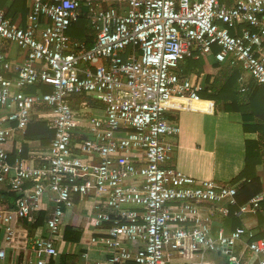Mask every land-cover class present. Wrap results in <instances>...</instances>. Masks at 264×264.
Segmentation results:
<instances>
[{
	"label": "built area",
	"instance_id": "obj_1",
	"mask_svg": "<svg viewBox=\"0 0 264 264\" xmlns=\"http://www.w3.org/2000/svg\"><path fill=\"white\" fill-rule=\"evenodd\" d=\"M27 1L24 26L0 10V183L17 196L13 225L0 220V261L22 243L35 258L20 264H51L55 239H29L23 221L47 201L53 236L67 211L89 201L91 222L106 230L105 261L95 264H264L254 228L213 230L232 207L238 218L255 216L264 193L238 206L237 185L169 166L167 140L180 128L166 117L168 103H199L209 92L199 74L181 71L187 59L239 65L264 90V0ZM83 6L90 47L67 36ZM238 23L245 27L231 35ZM8 46L20 62H9ZM34 117L52 132L47 146L25 139ZM6 142L36 152L23 158L19 146L11 161Z\"/></svg>",
	"mask_w": 264,
	"mask_h": 264
},
{
	"label": "crops",
	"instance_id": "obj_2",
	"mask_svg": "<svg viewBox=\"0 0 264 264\" xmlns=\"http://www.w3.org/2000/svg\"><path fill=\"white\" fill-rule=\"evenodd\" d=\"M47 1L54 2L55 0ZM28 5L29 3L27 0H17L14 4L6 0H0V10L4 11L6 17L11 19L16 26L25 25ZM84 8L83 6L80 11L81 18H79V20L67 31L68 38L72 40L84 37L85 33L91 30L88 22L82 16ZM244 27V24L241 23L236 35L240 34V31ZM87 37L92 43L94 40L93 32L91 31V34H88ZM6 55L9 62L12 63L20 62L23 58L15 46H8ZM211 62L212 59L209 57L207 58V62L203 61V72L207 68V74L205 75L203 72L200 73L201 75L199 74V78L202 81H205L207 76L210 77L212 81L217 74V69L211 66ZM251 82L249 76L242 72L238 79V91L242 86L249 85ZM34 90V87L26 88L28 92ZM91 100L95 108L102 107V103L99 100L93 98H91ZM215 106H217L215 102L210 100H201V102L197 104L188 101L174 100L167 104L166 117L180 128V133L176 138L167 140L174 147L173 160L168 163V165L193 178L230 182L235 179L245 167V141L256 140L258 136L257 134L245 132L243 130L244 123L239 113L224 112L221 111L222 105ZM33 119L38 121L35 117ZM25 139L28 140L26 134ZM10 143L14 144V154L17 147H22L23 158H28V154L34 155L36 152L31 150L30 146L32 144L26 147L22 142ZM23 146H25L26 149ZM35 146L36 145H33V147ZM24 152L25 156H23ZM260 170L261 169L258 168L259 173ZM263 178L264 177H261L263 191L260 193H264ZM9 205L10 202L7 199H0V220L2 226L11 222V218L9 217ZM44 206L47 207L46 211L35 212L31 220L23 221L22 233L24 235L26 232L29 239H34L36 237H50L55 239L57 255L53 261L50 262L51 264H95L105 261L103 246L100 244L99 239L106 237V230L104 227L94 226L93 222H91L92 205L89 201H86L85 204L77 203V206L73 210L67 211L64 214L58 233L53 236L48 234L45 227V219L51 213L52 207L47 201ZM40 214H43L42 223L34 226ZM251 215L252 214H245L237 218L239 226L245 225L256 229L258 226L257 219L255 218L256 215ZM229 219V216L223 219V221L215 219L213 225L216 227L213 230L216 232L222 228L225 232H228L234 228L233 225L229 223ZM13 223H10V225H13ZM66 228H71V232L79 234V240L77 242L66 241L64 239L63 236ZM71 232L68 234L70 237H72ZM1 239L2 231H0V246ZM31 258L34 259L35 256L30 252L29 246L26 247L24 244L20 243V248L18 250H13L12 248H7L5 250V258L0 261V264H20Z\"/></svg>",
	"mask_w": 264,
	"mask_h": 264
},
{
	"label": "trees",
	"instance_id": "obj_3",
	"mask_svg": "<svg viewBox=\"0 0 264 264\" xmlns=\"http://www.w3.org/2000/svg\"><path fill=\"white\" fill-rule=\"evenodd\" d=\"M239 25L240 23L230 30L231 35H236ZM88 34H91V30L85 33L84 37L78 36L79 38L77 37V40L85 42L86 46L90 47L92 43L87 37ZM216 50L217 48L213 47V52H216ZM209 58L212 59L211 66L217 69V74L212 81L207 76L205 85L209 92L201 93V99L214 101L217 106L222 105L221 111L239 113L244 123L243 130L257 134L258 136L256 140L245 141V167L235 179L229 182L231 185H237L238 195L236 199L237 205L239 206L263 191L261 177H264V90L251 82L247 86V92L241 94L238 91V79L242 73L241 67L239 65H231L230 63L220 65L214 61L213 57L210 56ZM203 64L201 59H187L180 67L184 74H200L203 72ZM42 89L44 92L51 90L47 87H43ZM85 100L89 101L92 106L94 105L90 98H85ZM26 138L31 141H39L42 146H47L52 139V132L46 128L44 123L33 119L27 128ZM23 147L26 149L25 146ZM3 148L10 154V160L12 161L14 157V144L10 142L3 143ZM23 156H25V152ZM260 167L262 168V174L261 170L260 173L258 171ZM1 198L7 199L10 202L9 208L12 209L17 196L9 192L3 183H0ZM260 207L261 209L255 217L258 226L254 229L257 232L256 237L258 238L264 236V201ZM236 210L237 207H232L229 212V223L234 228L239 226L238 217L234 214ZM42 218L43 214H40L34 226L40 225ZM13 222L14 217L11 215L10 223L12 224ZM70 232L71 228L65 229L64 239L66 241L77 242L79 240V234L71 232L72 237H70L68 235ZM139 246L140 244L136 243L132 251H136Z\"/></svg>",
	"mask_w": 264,
	"mask_h": 264
},
{
	"label": "rangeland",
	"instance_id": "obj_4",
	"mask_svg": "<svg viewBox=\"0 0 264 264\" xmlns=\"http://www.w3.org/2000/svg\"><path fill=\"white\" fill-rule=\"evenodd\" d=\"M189 1H192V0H189ZM206 62H207V60H206ZM203 69H204V68H203ZM206 70H207V68H206ZM206 70H204V72H203L205 75L207 74V73H206V72H207ZM199 79H200V78H199ZM213 102H214V101H213ZM215 107H217V106H215ZM260 169H261V174H262V168L260 167ZM263 181H264V178H263ZM217 206H220V205H217Z\"/></svg>",
	"mask_w": 264,
	"mask_h": 264
},
{
	"label": "bare ground",
	"instance_id": "obj_5",
	"mask_svg": "<svg viewBox=\"0 0 264 264\" xmlns=\"http://www.w3.org/2000/svg\"><path fill=\"white\" fill-rule=\"evenodd\" d=\"M197 104V103H196Z\"/></svg>",
	"mask_w": 264,
	"mask_h": 264
}]
</instances>
